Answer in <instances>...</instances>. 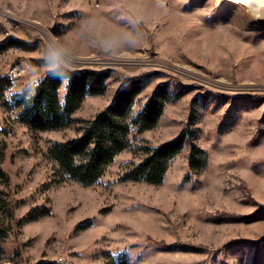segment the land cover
<instances>
[{
    "label": "rangeland",
    "instance_id": "1",
    "mask_svg": "<svg viewBox=\"0 0 264 264\" xmlns=\"http://www.w3.org/2000/svg\"><path fill=\"white\" fill-rule=\"evenodd\" d=\"M248 14L219 0H0V42L34 46L0 54V264H264V20ZM17 62L25 72L13 80ZM57 65L111 73L79 119L141 76L135 112L161 84L182 96L87 186L62 179L47 156L75 126L35 132L10 113ZM189 121L208 156L202 170H190L187 147L159 185L120 180L140 147L176 138Z\"/></svg>",
    "mask_w": 264,
    "mask_h": 264
},
{
    "label": "trees",
    "instance_id": "2",
    "mask_svg": "<svg viewBox=\"0 0 264 264\" xmlns=\"http://www.w3.org/2000/svg\"><path fill=\"white\" fill-rule=\"evenodd\" d=\"M11 48L32 51L34 46L10 39L0 42V54ZM146 78L141 76L123 84L110 104L93 118L85 120L76 118L75 114L89 97L106 94L111 73L94 69L73 71L57 65L35 85L27 87L16 101V108L11 110L31 131H58L75 126L77 136L51 144L47 156L62 179L90 186L99 182L115 159L130 149L143 133L157 127L169 102L182 96L175 94L168 83L161 84L135 112ZM10 86L7 83V87ZM195 124L189 121L172 140L153 147H140L143 158L124 171L120 180L159 185L173 160L187 147L190 170H202L207 165L208 156L196 144ZM4 174L0 168V177ZM6 236V231L0 227V245ZM120 264H127V261L121 257Z\"/></svg>",
    "mask_w": 264,
    "mask_h": 264
},
{
    "label": "bare ground",
    "instance_id": "3",
    "mask_svg": "<svg viewBox=\"0 0 264 264\" xmlns=\"http://www.w3.org/2000/svg\"><path fill=\"white\" fill-rule=\"evenodd\" d=\"M219 1H220L221 5L226 6V7H228V6L246 7V9L248 10V13L252 17L256 18L257 20L258 19L264 20V0H219ZM8 37L9 36L4 37V40L1 42L7 41L9 39ZM133 62L136 64L148 65L146 59L133 61ZM133 62H130V63H133ZM6 76L11 79V73H6ZM10 113H11L12 119L16 120L17 119V113L14 110H11Z\"/></svg>",
    "mask_w": 264,
    "mask_h": 264
},
{
    "label": "built area",
    "instance_id": "4",
    "mask_svg": "<svg viewBox=\"0 0 264 264\" xmlns=\"http://www.w3.org/2000/svg\"><path fill=\"white\" fill-rule=\"evenodd\" d=\"M24 72H25V66L22 62H17L11 65L6 71V73H11V79L13 80L22 76Z\"/></svg>",
    "mask_w": 264,
    "mask_h": 264
},
{
    "label": "crops",
    "instance_id": "5",
    "mask_svg": "<svg viewBox=\"0 0 264 264\" xmlns=\"http://www.w3.org/2000/svg\"><path fill=\"white\" fill-rule=\"evenodd\" d=\"M225 7H226V6H225ZM228 7H229V6H228ZM95 15H97V14H94V16H95ZM107 18H108V20H109L111 23H113V25H120V24H123V23H124V22L122 23V21H120L121 18H118V17H117V19H116V18L113 19L114 17H112V16H111V17L107 16Z\"/></svg>",
    "mask_w": 264,
    "mask_h": 264
}]
</instances>
